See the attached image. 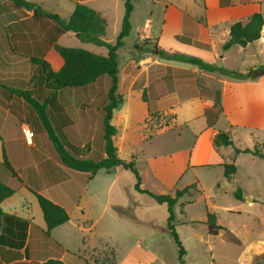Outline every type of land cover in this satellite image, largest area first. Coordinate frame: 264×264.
Instances as JSON below:
<instances>
[{
  "label": "crops",
  "instance_id": "0c3cea01",
  "mask_svg": "<svg viewBox=\"0 0 264 264\" xmlns=\"http://www.w3.org/2000/svg\"><path fill=\"white\" fill-rule=\"evenodd\" d=\"M26 1L64 20L71 17L76 3L94 9L107 22L104 40L111 44L116 42L121 30L122 20L116 25L113 36L108 37L110 29L108 14L111 7L107 4H111V0ZM133 1L137 2V0ZM145 1L148 6L145 8L146 18L143 27L140 28L141 31L137 33L130 46L126 44L130 36L127 37L124 40V47L118 51V57L122 50L127 55L122 62L119 59L118 93L123 97V104L114 111L112 119V124L118 130L114 138L118 156L130 162L122 158L121 150L132 142L138 131L141 132L140 140L152 141L165 131L175 130L180 116L179 110L183 108L189 115L197 113V116L184 123L190 126L200 119L203 124L195 133L196 141L187 159V165L175 175L176 178L194 167L214 165L224 169L225 164L233 162L237 166L241 155L251 154L236 155L234 149L233 152H226L228 155L222 152L225 147L215 149L213 139L220 132L219 129H215V125L220 116H225L230 121L231 127L224 132L231 135L232 126L241 122L259 120L262 116L259 114V109L264 108V82L257 80L258 77L232 79L218 72L204 71L195 65L162 57L158 52L199 58L216 68L224 67L232 71L236 68L232 63L241 66L249 64L251 52L252 58L257 59L262 54L264 26L261 38L246 47L234 45L227 51H223L222 48L230 38V28L233 24L246 23L250 16L257 12H260L264 18V0ZM122 2L124 5L123 0ZM133 5L132 30L136 19V5L135 3ZM177 36L189 38L192 43H182L176 39ZM145 40L149 44L145 46V50L141 49V46L137 47ZM55 45L86 49L102 56L108 54L105 47L83 43L74 32H59L58 26L51 19L34 16L33 10L16 8L11 0H0V162H3L5 152L11 166L24 182L12 197L3 202L2 209L6 214L31 222L24 245L0 244V264H42L49 259H59L65 264H85L83 259L85 221L88 219L93 224L90 213L93 212L94 204L92 206L89 198L94 199L93 202L99 205V194L106 196L101 214L109 213L111 221L124 219L123 215L108 208L112 202L113 186L121 177V171L125 170L118 167L110 170L101 169L93 179L81 186L78 179L82 174L75 175L58 160L53 137L49 135L37 111L24 96L26 93L30 94L40 104H46V115L56 141L73 156L94 161L106 157L103 140L105 116L103 109L108 104V96L102 88L104 80L98 81L95 86L97 89L93 92L83 88L69 91L52 90L51 81L47 76L48 71L39 72L31 60L44 59L54 71L60 70L64 60L56 52ZM135 49L141 51L137 53ZM221 49L222 54L219 53ZM185 50L189 53H184ZM217 61H220V64H217ZM258 62L253 61L248 65L250 70L248 69L247 72L251 70L255 72ZM247 72L241 71L242 74ZM211 82L218 85L212 86ZM203 91L211 92L213 95H202ZM244 91H251V106L248 104L244 106V102L248 103L244 99ZM218 92L223 112L214 125L208 126L205 110L214 107L215 94ZM230 99H234L233 104ZM228 106H233L238 115L241 111L243 113L245 110H250L254 118L238 119L235 111L229 110ZM156 114L175 116L174 124L163 127L150 137L146 135L145 126L151 116ZM132 124H135V128L130 131ZM24 127H28L33 133L32 138L24 135L22 131ZM257 144L260 143L255 145ZM131 158L134 159L135 156L132 155ZM103 171L106 174L102 180L105 182V177H108L106 187L98 190V193L97 190H92L85 202L87 187L99 178ZM238 172L237 166L236 175ZM235 176L231 180L225 177L224 179L232 182ZM3 180L6 184L15 185L13 178L6 171L3 172ZM194 184L198 187L196 183ZM235 191L229 192L234 196ZM242 191L245 201L247 190L242 189ZM35 192L48 197L66 210H69V206L75 202L74 198L78 194L80 196L70 212V220L53 229L50 238L45 235L46 224ZM184 198L185 196L176 205L183 206ZM246 202L251 206L255 205L254 199H247ZM15 225L17 226L14 229V236L7 232H4L3 236L6 235L21 243L23 232L18 224ZM90 228L92 227L88 229ZM245 257L246 254H243L238 264H244Z\"/></svg>",
  "mask_w": 264,
  "mask_h": 264
},
{
  "label": "rangeland",
  "instance_id": "374dc122",
  "mask_svg": "<svg viewBox=\"0 0 264 264\" xmlns=\"http://www.w3.org/2000/svg\"><path fill=\"white\" fill-rule=\"evenodd\" d=\"M138 1L141 3L139 4ZM110 2L111 4L107 5L111 7L108 14L110 20L108 37L111 38L116 31V25L122 20L124 5L122 0ZM134 3L136 19L130 37L126 40L127 46L132 44L137 33L141 31L140 28L143 27L146 18L145 8L148 6L145 0L133 1ZM147 45L149 44L145 40L137 47L141 46V49L145 50ZM141 49L135 50L138 53ZM262 50L258 59L252 58V52L249 54V64L241 66L232 63L236 67L234 71L240 73L249 71L250 66H247L253 61H259L257 68L264 65V46ZM184 53L189 51L185 50ZM219 53L222 54V49ZM119 56L122 62L127 55L122 50ZM217 64H220V61H217ZM257 77V80L264 82V73ZM211 85L218 84L211 82ZM243 94L248 102H244V106L245 104L251 106V91H244ZM233 100L230 99L231 103ZM228 109L235 111L238 119L254 118L250 110H245L243 113L241 111L238 115L233 106H228ZM259 114L262 115L259 120L241 122L232 126L231 135L235 147L253 148L256 143H260L264 150V108L259 109ZM179 115L175 130L165 131L152 141L140 140L141 132L138 131L135 138L132 136V142L122 148L121 156L136 163L142 179L141 187L154 194L173 195L177 189L197 184L198 187L195 185L196 188L192 190L193 194L185 196L183 206L179 204L174 208L175 229L185 250L184 256L180 258L179 248L167 226L168 206L158 204L148 195L137 192L135 176L125 170L121 171V177L113 186L112 202L108 208L123 215V221H111L109 213L101 214L106 196L98 195L99 205L93 202L94 199L89 198L92 206L94 204L93 212L90 213L94 225L88 219L87 222L85 221L83 259L88 264H238L240 257L247 254L252 247L264 245V160L252 155H241L237 161L239 172L232 182L224 179L223 167L214 165L194 167L176 178L175 175L187 165V159L196 141L195 133L203 124L200 119L190 126L184 123L197 116V113L189 115L187 110L182 108L179 110ZM171 116V114L163 115L164 120L161 124L170 121ZM151 127L152 124H148L147 128L145 126L147 136L151 132ZM230 127L231 123L225 116H220L215 125V129L220 131H227ZM134 128L135 124H132L130 131ZM233 150L234 147H225L222 152L228 154L226 152ZM132 155L135 156L134 159L131 158ZM104 174L106 173L103 171L100 177L87 187L85 202L92 190H97L98 193V190L106 187L108 177H105L104 182L102 180ZM76 184L78 185V182ZM239 187L247 190L243 202H238L229 192ZM247 199H254L255 205H249ZM208 212L216 215L217 223L226 231L218 236L209 235L205 224ZM194 221L196 224L193 223ZM89 227L92 228L88 229ZM229 233L240 241L239 245L228 239Z\"/></svg>",
  "mask_w": 264,
  "mask_h": 264
},
{
  "label": "trees",
  "instance_id": "16d2710c",
  "mask_svg": "<svg viewBox=\"0 0 264 264\" xmlns=\"http://www.w3.org/2000/svg\"><path fill=\"white\" fill-rule=\"evenodd\" d=\"M124 1V15L121 24V30L117 36L114 44L108 43L104 40L106 34L107 22L106 20L94 9L80 3H76V7L71 17L68 20L62 19L56 14L48 13L36 6L34 3L26 0H11L16 8H24L29 11H34V16L51 19L58 26L59 32H74L77 37L83 43H91L99 47H105L108 50L107 56L98 55L92 53L86 49H76L55 45L56 52L63 58L64 65L58 70L54 71L51 65L44 59H32L31 61L37 66L39 72L47 70V76L51 81L50 88L54 91L65 90V89H89L92 92L97 89V83L99 80H104V91L107 92L108 104L104 107V149L106 157L99 161L90 159H81L73 156L68 152L59 142L56 141L54 133L51 131L48 117L46 115V104H40L31 97L30 94H24L27 101L37 111L38 116L43 123L45 129L50 136L54 139L55 150L58 153V160L71 169L74 174H82L80 179L81 186L93 179L95 175L101 169L110 170L113 168H121L122 170L130 171L136 179L135 189L141 194L148 195L158 204H166L168 206V229L174 238V241L179 248L180 258L185 254V250L182 246L180 238L175 229V214L174 206L186 195L193 194L192 190L195 185H189L183 189H177L173 195L170 194H154L148 190L143 189L142 179L140 173L136 167V163L132 160L130 162L120 159L118 156V149L115 146L114 138L117 135V128L112 124L114 111L117 110L123 104V97L118 93L119 83V57L118 51L124 47V40L130 36L132 30L131 16L134 10L133 0ZM264 26V18L260 12L254 13L250 16L246 23L237 22L230 28V38L223 45V51L229 50L234 45L246 47L248 44L253 43L261 38V33ZM176 39L182 43L191 44L192 40L185 37L177 36ZM162 57L179 60L188 64L195 65L201 70L208 72H220L224 76L232 79H246L250 77L252 70L246 75L238 71L228 70L226 68H216L203 60L195 57H189L185 55H167L165 52H158ZM255 72L264 73V65L257 68ZM202 95H213L211 92H201ZM215 105L212 108L205 110V117L207 119L208 126H212L216 123L220 114L223 112L221 105L220 93L215 94ZM145 100V98H144ZM164 114L152 115L150 120L146 123L152 124L149 136L152 137L157 131L163 127H169L174 123L175 116H171V120L167 121L164 125L161 122L164 120ZM166 116V115H164ZM149 130V129H148ZM1 139V136H0ZM234 147L235 154H251L264 160V150L259 144L253 148L240 149L235 147L232 136L228 132L220 131L213 139V147L218 149L220 147ZM8 172L13 178L14 184H6L3 180V172ZM237 173V166L235 163H229L224 165V177L227 180H231ZM24 185L23 180L19 177L17 172L11 166L5 152L4 160L0 162V244L7 243L9 245H24L25 239L27 238V229L31 222L20 219L16 216L6 214L2 209L3 202L12 197L18 188ZM39 206L43 212V217L46 224L45 235L51 237V231L70 220V212L73 206L79 200V194L74 198L75 202L69 206V210H66L60 204L54 202L48 197L36 193ZM234 197L238 201H243V191L238 188L234 192ZM18 224L22 230V242L17 243L6 235L3 236L4 232L14 236V229ZM195 223V222H193ZM196 224V223H195ZM209 235L218 236L221 232L226 231L222 226L217 223V217L215 214L208 212L207 220L205 222ZM228 238L236 245L240 244V241L233 236L231 233ZM86 261L84 260V263ZM42 264H65L59 259H49ZM86 264H88L86 262Z\"/></svg>",
  "mask_w": 264,
  "mask_h": 264
},
{
  "label": "water",
  "instance_id": "95a60500",
  "mask_svg": "<svg viewBox=\"0 0 264 264\" xmlns=\"http://www.w3.org/2000/svg\"><path fill=\"white\" fill-rule=\"evenodd\" d=\"M258 75L251 73L250 77L255 78ZM244 264H264V245L252 247L246 254Z\"/></svg>",
  "mask_w": 264,
  "mask_h": 264
},
{
  "label": "built area",
  "instance_id": "2783aa9c",
  "mask_svg": "<svg viewBox=\"0 0 264 264\" xmlns=\"http://www.w3.org/2000/svg\"><path fill=\"white\" fill-rule=\"evenodd\" d=\"M24 135L27 137V138H32L33 137V133L30 131V129L28 127H24L22 129Z\"/></svg>",
  "mask_w": 264,
  "mask_h": 264
}]
</instances>
